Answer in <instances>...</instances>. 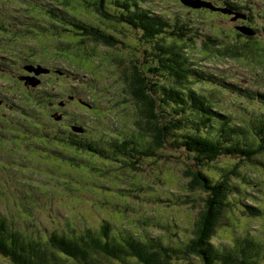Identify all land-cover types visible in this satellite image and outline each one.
I'll use <instances>...</instances> for the list:
<instances>
[{
    "label": "trees",
    "instance_id": "trees-1",
    "mask_svg": "<svg viewBox=\"0 0 264 264\" xmlns=\"http://www.w3.org/2000/svg\"><path fill=\"white\" fill-rule=\"evenodd\" d=\"M11 1L15 6L21 4V18H29L36 30L45 21L46 27L40 28L44 35L38 39L49 38L54 42L49 59L42 61L31 47L24 48L30 46L31 40L21 46L25 60L21 66L23 75L16 78L17 82H23L26 88L36 84V80L25 77V72L32 73L41 82L44 75L63 81L66 76L48 65L58 59L72 64L71 58L76 61L81 53L86 63H81L83 67L80 68L91 72L88 60L98 62L101 59L106 62V68L111 69L110 79L113 80L110 85L101 84L102 81L98 85L113 90L110 94L114 97L103 93L100 86L88 87L90 102L77 95L74 91L77 88L69 85L58 92L53 91L54 86L47 85L41 90L22 92L19 95L22 98L16 99L23 108L17 109V122L18 131H27V144L32 140L52 148L56 153L50 154L51 157L58 158L60 165L74 168V173L67 175L68 184L79 175L86 183L95 175L115 176L119 171L109 172V164L116 161L121 171L136 173L143 169L144 160L168 159L163 149H170L171 156L186 163L184 176L187 181L182 185L181 204L196 207L197 215L191 231L184 228L175 237L167 238L147 231L136 233L116 228L106 219H102L98 229L86 224L82 228L75 227L66 222V228L41 225L23 230L0 213V264H264V238L255 237L252 230L243 235L234 233L227 240L228 244L215 241L225 214L235 203L247 217L264 218V206L258 205V198L246 192L250 184L259 183L253 178L257 177L256 170L264 168V93H251L197 64L191 51L197 36H201L197 31L193 33L189 19L159 13L152 6L144 5L143 0ZM232 8L229 3L221 10L231 14ZM13 27L2 30L6 35L13 30L16 38L19 34L16 32L23 30ZM111 27L117 32L132 28L138 33L132 48L139 52V58L95 53L99 46L107 48L124 43ZM246 28L243 29L250 32L246 35L252 36L254 29ZM25 32L28 38L36 35L35 30ZM206 38L203 47L212 49L214 46V50L217 47L218 52L229 58L236 57L235 49L257 47L254 41H247L242 46L234 44V49L229 50L220 41L210 36ZM36 45L33 48L37 50ZM13 56L17 58L19 54L14 52ZM30 67H35L39 73L29 70ZM1 73L3 79L9 80L6 69ZM89 75L93 79L94 74ZM48 82L47 79L45 84ZM8 83L5 82L7 88ZM75 84L79 86V82ZM225 91L257 99L261 105L251 99L243 100L259 117L233 121L231 112L220 105L219 97ZM15 93L18 91L11 92V96H17ZM233 96L236 98L237 94ZM102 102L111 109L108 117L115 120L116 128L111 131L108 118L107 122L99 121L104 124L102 134L90 133L85 137L97 108L100 107L101 112L106 110L101 107ZM78 103L86 105L88 110ZM76 107L90 116L86 126L72 120L71 113L76 115ZM76 116L86 118L82 113ZM257 157L261 158L255 161ZM248 167L255 174H248ZM122 188L134 190L125 185ZM142 188L146 187L136 189ZM156 194L162 196V193Z\"/></svg>",
    "mask_w": 264,
    "mask_h": 264
},
{
    "label": "rangeland",
    "instance_id": "rangeland-1",
    "mask_svg": "<svg viewBox=\"0 0 264 264\" xmlns=\"http://www.w3.org/2000/svg\"><path fill=\"white\" fill-rule=\"evenodd\" d=\"M175 1L176 4L173 0H143L142 2L146 6H152L159 13L173 17L180 15L184 19H189L193 33L197 31L201 36L198 38L196 35L195 46L191 51L197 64L209 72L218 73L242 89H248L251 93H264L263 42H255L257 47L253 50L235 49V52L233 50L236 54L235 58H229L223 52H218L217 47L214 50V46L212 49H207L203 47V41L207 40V36L220 41L225 49L231 50L233 48L232 41L235 36L230 23L228 24L226 20L214 13L189 12L182 7L184 4L181 0ZM109 3L112 6V3ZM19 5L21 4L13 5L11 0H0V213L15 221V224L23 230H28L29 227L31 230L33 226L40 228L41 225L50 228H57L58 226L66 228L64 225L66 222L75 224V227L82 228L86 224L98 229L102 219H106L113 223L116 228L130 229L136 233L147 231L149 234L163 235L167 238L175 237L184 228L191 231L197 215L194 209L196 207L181 204L184 197L180 198V195L184 194L182 185L187 181L184 176L186 163H182V161L171 156L170 149H163V154L168 159L163 158L159 161L160 159L157 160L152 157L149 160H144L141 163L143 169L136 173L127 170L121 171L116 166L119 165V161H116L114 164H109V172L119 171L114 173L115 176L95 175L94 179L86 183V179L79 175L73 177V180L68 184L70 179L67 175L74 173V168L66 164L60 165L61 162L58 158L51 157L50 154L56 153L52 148L48 149L46 145L34 143L32 140L29 141L30 144H27L28 142L25 141V138L28 137L27 131L25 129L18 131L17 122L19 115L17 109L19 108L21 111L23 108L19 107L16 99L22 92L41 90L45 85L54 86L53 91L58 92V89L69 85L70 88H77L74 90L77 95L90 102L88 87L93 89L95 86H100L98 84L101 81V84L110 85L113 80L110 79L111 69L106 68V62L101 59L98 62L94 59L88 60L91 72L80 68L83 67L81 63H86V57L81 53L77 56L76 61L71 58L72 64L64 63L58 59L51 61V64L48 65V67L59 71L60 75L66 76L63 81L51 80L44 75V78H41V84L36 88H33V85V87L26 88L23 82H17L16 78L23 75L21 66L25 60L22 58L25 53L20 52L21 46L25 42L27 43L28 39L31 40L28 43L30 46H24V48L31 47L34 55L38 54L36 57L41 60L49 59L48 55L54 45V42L49 38L38 39L44 35L40 28H45L46 22L40 23V28L36 30L29 18H21L23 8ZM15 13L18 15L15 16ZM33 22L38 23L34 20ZM11 26L21 28L23 31L16 32L19 33L16 38L13 35L15 32L11 29L6 35L2 29ZM117 27L120 28L119 25ZM125 29L123 32H117L111 27L112 32L120 37V40L124 42L123 44L119 42L117 46L107 48L99 46L95 53H101L107 57L113 53L120 56L126 55L130 59L139 58V52L132 48L139 35L132 31V28ZM25 30H35V38H28L26 36L28 33ZM235 43L242 46L244 41L238 39ZM35 45L37 50L33 48ZM222 51L224 50L222 49ZM14 52L19 54L17 58L13 56ZM7 57H12V59ZM42 63L40 62V64ZM5 69L9 80L2 78L1 72ZM104 72H106L105 76H103ZM89 73L94 74L93 79ZM47 79L49 82L45 84ZM5 82H9L8 88L5 86ZM75 82H79L78 87L75 86ZM102 89L107 96L113 93V90L109 91L104 87ZM208 90L206 89V91ZM17 91L18 94L15 93L17 96L12 97L11 92ZM235 94H237L236 98L233 96ZM232 97H234L235 103ZM21 98L18 97L19 100ZM244 98L246 100L251 99L257 105H261L258 104L260 102L257 99L233 91H225L219 97L221 107L227 108L231 112L233 121L243 122V118L252 120V118L257 119L259 117L253 109L246 106L247 101L243 100ZM11 102L13 103L11 104ZM78 104L88 110L86 105ZM101 107H106V110L101 112V108L98 107L95 119L90 118L79 107L74 109L77 111L76 115L82 113L86 118H78L74 113H71L72 120L76 119L81 125L86 126V122L89 123V120H92L90 121L92 127L85 133V137H88L90 133L91 135L99 132L102 134L104 124L102 122L100 124L99 121L107 122L108 118L111 131L115 130V120L110 116L108 117L111 109L103 102ZM69 108L71 109V107ZM90 113L92 114V111ZM79 136L81 135L79 134ZM259 158L261 157H257L255 161ZM100 165L103 166L104 164ZM90 172L92 173V171ZM246 172L255 174V171L250 170L249 167ZM256 172L257 177L253 176V178L257 179L259 183L250 184L246 192L249 196L258 198V205L264 206V168L256 170ZM115 183L117 185H114ZM118 185L121 187H116ZM124 185L131 189L134 188V190L129 191L122 188ZM138 187H146L147 189L137 190ZM156 193H162V196ZM159 197L162 198L159 199ZM238 208V204L235 203L231 209H228L222 226L218 228L215 235L216 242L228 244L227 240H230L234 233L243 235L251 230L256 233H253L255 237L262 236L264 238V218L247 217Z\"/></svg>",
    "mask_w": 264,
    "mask_h": 264
},
{
    "label": "flooded vegetation",
    "instance_id": "flooded-vegetation-1",
    "mask_svg": "<svg viewBox=\"0 0 264 264\" xmlns=\"http://www.w3.org/2000/svg\"><path fill=\"white\" fill-rule=\"evenodd\" d=\"M201 1L209 2L211 7L193 8L185 5L182 7L186 8L189 12L214 13L216 16L221 17V19L226 20L228 24L230 23L232 31L234 32L235 37L233 36L232 44H236L235 42L238 39L244 41V43L247 41H262L264 44V0H228V2L227 0ZM229 3L233 6V10L231 11L233 13L231 14L227 13V10H221V8L224 9ZM246 27L254 29L255 34L253 33L252 36H247L240 30ZM25 77L33 81L36 80L34 86L41 82L39 78H34L32 73L29 72H25Z\"/></svg>",
    "mask_w": 264,
    "mask_h": 264
},
{
    "label": "water",
    "instance_id": "water-1",
    "mask_svg": "<svg viewBox=\"0 0 264 264\" xmlns=\"http://www.w3.org/2000/svg\"><path fill=\"white\" fill-rule=\"evenodd\" d=\"M181 2L185 5V6H189V7H193V8H201V7H211L208 3H205V2H203V1H201V0H181ZM243 33H245V34H249L250 32H248L247 30H245V29H243V28H241L240 29ZM39 69V68H38ZM29 70H31V71H35V72H37L38 70H36V68L34 67V68H29ZM41 70L42 71H46L45 69H42V67H41ZM37 73H39V72H37Z\"/></svg>",
    "mask_w": 264,
    "mask_h": 264
}]
</instances>
